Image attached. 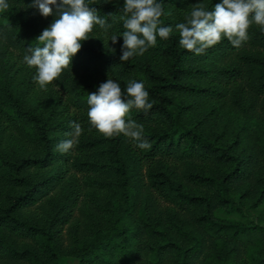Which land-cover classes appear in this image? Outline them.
<instances>
[{
	"label": "trees",
	"instance_id": "16d2710c",
	"mask_svg": "<svg viewBox=\"0 0 264 264\" xmlns=\"http://www.w3.org/2000/svg\"><path fill=\"white\" fill-rule=\"evenodd\" d=\"M158 2L174 27L200 0ZM30 3L0 13V264H264V30L200 55L174 31L120 61L122 39L113 53L94 29L41 89L22 58L54 17ZM90 7L124 30L122 0ZM108 78L145 81L152 108L128 118L150 147L89 125L87 94ZM74 121L83 134L56 151Z\"/></svg>",
	"mask_w": 264,
	"mask_h": 264
},
{
	"label": "clouds",
	"instance_id": "9594fccd",
	"mask_svg": "<svg viewBox=\"0 0 264 264\" xmlns=\"http://www.w3.org/2000/svg\"><path fill=\"white\" fill-rule=\"evenodd\" d=\"M91 0H31L29 8L35 9L41 17L53 16L51 23L36 37V46L25 49L22 62L35 69L33 81L46 88L65 69H71L73 57L83 42L93 39L90 34L98 29L104 34L108 48L114 53L119 40L120 61L143 56L154 46L157 37L168 39L178 33L179 47L200 55L205 49L221 40H227L233 47H240L249 38L248 30L255 24L264 30V0H219L208 10L203 0L192 6L185 21L173 26H160L164 15L158 0H122V32L109 34L112 25L90 7ZM10 8V0H0V13ZM87 121L99 134L105 137L123 135L130 138L139 149L150 147L144 136V126L128 118L135 108L147 111L152 108L145 81L129 80L126 86L108 78L99 84L94 92L87 94ZM71 138L56 145V151L67 153L73 149L83 134L80 123L72 122Z\"/></svg>",
	"mask_w": 264,
	"mask_h": 264
},
{
	"label": "rangeland",
	"instance_id": "374dc122",
	"mask_svg": "<svg viewBox=\"0 0 264 264\" xmlns=\"http://www.w3.org/2000/svg\"><path fill=\"white\" fill-rule=\"evenodd\" d=\"M60 264H77V262L68 258H62Z\"/></svg>",
	"mask_w": 264,
	"mask_h": 264
}]
</instances>
